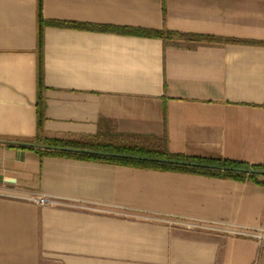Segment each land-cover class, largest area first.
Here are the masks:
<instances>
[{
    "label": "crops",
    "instance_id": "obj_1",
    "mask_svg": "<svg viewBox=\"0 0 264 264\" xmlns=\"http://www.w3.org/2000/svg\"><path fill=\"white\" fill-rule=\"evenodd\" d=\"M37 4L0 0V264H264V240L136 216L264 230L261 178L23 145L37 134ZM42 13L54 23L42 40L45 136L264 166V0H166V17L163 0H42ZM38 195L136 215L41 205Z\"/></svg>",
    "mask_w": 264,
    "mask_h": 264
},
{
    "label": "trees",
    "instance_id": "obj_2",
    "mask_svg": "<svg viewBox=\"0 0 264 264\" xmlns=\"http://www.w3.org/2000/svg\"><path fill=\"white\" fill-rule=\"evenodd\" d=\"M163 11L166 17V0H163ZM38 96H37V134L23 145L33 148L37 142L42 145L38 151L42 155L73 156L83 159L100 160L108 163L130 165L144 168L174 170L202 174L215 177L245 180H258L264 175V166L250 165L246 162L213 157H197L173 153L165 145L144 146L139 143H115L81 141L63 138L47 137L43 132L45 119L44 65L42 54L43 29L54 23L46 20L42 13V0H38ZM77 27L75 23H56ZM143 34L157 37L178 36L187 39H216L205 35L187 34L170 30H150ZM240 41V40H237ZM250 42V41H244ZM166 119V115H165Z\"/></svg>",
    "mask_w": 264,
    "mask_h": 264
},
{
    "label": "built area",
    "instance_id": "obj_3",
    "mask_svg": "<svg viewBox=\"0 0 264 264\" xmlns=\"http://www.w3.org/2000/svg\"><path fill=\"white\" fill-rule=\"evenodd\" d=\"M264 181V175L260 177ZM36 202H38L41 205H65L70 207H78V208H85V209H91V210H97L102 212H116L118 213L126 214V215H136L127 211H120V210H114L113 208L109 206H99L95 204H90L87 202H71L69 200L65 199H57V198H51L44 195H38L35 197H32ZM136 216L140 217H151L155 218L157 220L163 221L171 226H177L182 227L184 229H191V230H203L208 232H214V233H223V234H230V235H236V236H247L256 238L259 240H264V230H253L250 228L241 227L238 225H235L231 222H223V221H207V220H201L196 218H183L180 216H152L147 214H137Z\"/></svg>",
    "mask_w": 264,
    "mask_h": 264
}]
</instances>
